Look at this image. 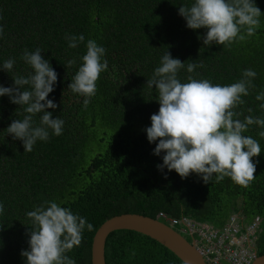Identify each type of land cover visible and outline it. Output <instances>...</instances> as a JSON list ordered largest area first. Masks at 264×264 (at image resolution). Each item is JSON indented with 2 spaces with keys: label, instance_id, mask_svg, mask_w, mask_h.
<instances>
[{
  "label": "trees",
  "instance_id": "obj_1",
  "mask_svg": "<svg viewBox=\"0 0 264 264\" xmlns=\"http://www.w3.org/2000/svg\"><path fill=\"white\" fill-rule=\"evenodd\" d=\"M261 10L255 34L230 46H204L206 29L192 30L178 14L193 0H0V85L13 86V78L32 72L22 60L25 50H42L55 69L57 82L47 99L57 104L46 109L64 121L62 134L49 130L47 141L38 140L31 152L22 141L7 135L14 119L22 120L24 107L0 96V264H25L31 220L26 213L43 201H54L85 217L94 230L83 232L78 247L66 253L76 264H90V242L107 219L135 214L156 219L191 218L213 226L226 225L230 217L244 225L257 220L256 256L264 251V131L251 125L244 135L256 139L261 153L253 157L255 179L245 188L230 178L215 177L204 183L196 174L181 179L175 171L157 169L162 156L153 154L144 131L159 109L158 93L146 85L166 51L184 62L178 72L182 83L191 76L212 84L230 85L246 69L256 72L254 88L235 111L243 120L264 118L255 96L264 91V0H253ZM84 36L76 48L68 37ZM105 48L107 69L96 82V94L85 107L83 97L67 88L86 53L87 41ZM76 58L77 64L67 66ZM14 60L11 70L3 63ZM203 64L187 72V64ZM22 90H31L24 86ZM248 109L252 111L249 112ZM43 113L33 116L40 125ZM165 224V223H164ZM178 232L176 225L170 226ZM104 264H182L155 241L131 231L109 233L103 246Z\"/></svg>",
  "mask_w": 264,
  "mask_h": 264
},
{
  "label": "clouds",
  "instance_id": "obj_2",
  "mask_svg": "<svg viewBox=\"0 0 264 264\" xmlns=\"http://www.w3.org/2000/svg\"><path fill=\"white\" fill-rule=\"evenodd\" d=\"M178 14L186 21L187 28L207 30L202 38L204 46H230L233 42L245 40L255 34L262 15L253 0H193L190 6H180ZM2 36L3 27L0 26ZM68 40V46L76 48L78 42L84 41V36L72 35ZM105 51L95 40L89 39L86 53L79 58L81 63L67 86L73 93L86 97L83 100L85 107L96 94L100 74L107 69V61L103 59ZM41 53L40 48L34 52L25 50L21 58L30 65L32 72L27 77L13 78V86L0 85V96H8L10 103L26 106L23 119H14L6 128L7 135L22 141L24 152H31L38 140L47 141L49 130L56 136L63 131L64 121L52 118V113L46 111L57 108V104L47 97L54 91L58 74ZM13 64L14 60L8 59L2 69L11 70ZM76 64V58L67 61L68 67ZM184 67V62L166 51L160 66L146 81L147 87L158 93L159 109L150 116L151 124L144 130L148 142H156L153 154L160 156L164 153L162 164H158L157 169L175 171L181 179L196 174L206 184L213 177L216 182L227 177L239 186L249 187L256 171L252 158L260 155L261 146L256 139L244 133L251 125L264 128V118L249 115L241 120L238 118L241 113L235 109L245 103L241 97L248 96L249 90L255 87L252 80L256 72L246 69L238 82L222 86L191 76L182 83L177 74ZM196 67H203V64L188 63L187 72H193ZM24 86H30L31 90H22ZM255 99L264 100V91L259 92ZM260 107L264 109V104ZM38 113H43L40 125L34 126L33 116ZM258 135L264 137V131ZM3 212L4 206L0 203V213ZM26 215L32 227L28 232L29 247L20 253L26 258L25 264H76L66 253L81 244L85 229L94 230L85 217L47 200L34 206Z\"/></svg>",
  "mask_w": 264,
  "mask_h": 264
},
{
  "label": "built area",
  "instance_id": "obj_3",
  "mask_svg": "<svg viewBox=\"0 0 264 264\" xmlns=\"http://www.w3.org/2000/svg\"><path fill=\"white\" fill-rule=\"evenodd\" d=\"M157 218L168 226L176 225L178 233L193 243L207 264H249L254 258L256 219L241 225L235 222V217H230L226 225L215 227L191 218L171 219L163 214Z\"/></svg>",
  "mask_w": 264,
  "mask_h": 264
},
{
  "label": "water",
  "instance_id": "obj_4",
  "mask_svg": "<svg viewBox=\"0 0 264 264\" xmlns=\"http://www.w3.org/2000/svg\"><path fill=\"white\" fill-rule=\"evenodd\" d=\"M131 231L143 235L169 251L182 264H204L193 244L155 219L135 214H122L105 220L94 232L90 242V264H104L103 246L106 236L114 231ZM250 264H264V251Z\"/></svg>",
  "mask_w": 264,
  "mask_h": 264
},
{
  "label": "flooded vegetation",
  "instance_id": "obj_5",
  "mask_svg": "<svg viewBox=\"0 0 264 264\" xmlns=\"http://www.w3.org/2000/svg\"><path fill=\"white\" fill-rule=\"evenodd\" d=\"M256 253V252H255Z\"/></svg>",
  "mask_w": 264,
  "mask_h": 264
}]
</instances>
